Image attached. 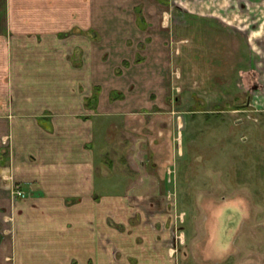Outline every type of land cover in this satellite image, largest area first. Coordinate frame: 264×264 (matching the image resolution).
<instances>
[{"label":"crops","instance_id":"crops-1","mask_svg":"<svg viewBox=\"0 0 264 264\" xmlns=\"http://www.w3.org/2000/svg\"><path fill=\"white\" fill-rule=\"evenodd\" d=\"M181 1L189 11L185 28L180 0H0V264H69L72 257L101 264L102 256L111 264L116 247L119 264L173 263L154 230L119 231L108 219L131 192L142 200L148 188L168 186L166 171L155 180L143 168L148 133L159 134L171 120L155 111L173 105L179 78L172 76L179 49L170 41L187 42L195 62L220 58L230 37L227 14L254 0ZM143 108L153 113H138ZM157 139L149 147L166 157L168 140ZM107 147L114 152L106 167ZM134 157L144 174L123 184V194L106 188L111 165ZM14 183L31 197L13 201ZM221 230L233 232L205 222L195 254L206 264L230 262L232 244L228 235L218 242ZM243 258L236 264H258Z\"/></svg>","mask_w":264,"mask_h":264},{"label":"rangeland","instance_id":"rangeland-1","mask_svg":"<svg viewBox=\"0 0 264 264\" xmlns=\"http://www.w3.org/2000/svg\"><path fill=\"white\" fill-rule=\"evenodd\" d=\"M180 2L179 25L185 28L189 11H182L188 6L186 1ZM251 3L242 10H228L226 22L221 19L227 24L230 37L220 58H201L195 62L187 42L170 41V48L179 49L180 67L175 68L176 62L172 73L179 78L170 92L173 105L155 111L160 115L168 112L171 120L159 134L158 129L148 133L149 142H144L147 163L143 168L155 180L166 171L168 186L148 188L146 193L150 196L142 200L132 196L135 191L131 192L128 201L115 202L116 212L108 219L119 231L133 226L154 230L173 259L172 264H194L191 262L195 257L201 259L195 249L201 247L207 221L209 228L216 225L233 229L230 235L224 236L222 230L217 235L219 243H225L228 235L226 240L232 244L230 262L225 264H236L235 260L243 258L242 255L245 263L255 258L258 264H264V0ZM228 5L233 6L234 0H228ZM152 110L143 108L138 113L151 114ZM186 115L188 121L182 124L180 119ZM114 135L112 132L110 136L115 141ZM161 136L168 140V146L163 149L166 157L149 147V143H157ZM107 149L111 153L103 155L101 161L106 167L114 152ZM134 158L131 164L126 160L111 165L112 184L106 188L123 194L121 191L131 177L137 178L140 172L144 174L139 158ZM161 158L166 161H160ZM16 188L23 190L25 196L15 197ZM137 188V185L130 186L132 190ZM9 191L13 201L31 197V191L18 183L10 185ZM236 237L240 238L239 243ZM212 250L213 256L219 252L217 248ZM110 255L111 264H119L123 253L116 247ZM102 258L101 264H109ZM69 264H80V260L72 257Z\"/></svg>","mask_w":264,"mask_h":264},{"label":"built area","instance_id":"built-area-1","mask_svg":"<svg viewBox=\"0 0 264 264\" xmlns=\"http://www.w3.org/2000/svg\"><path fill=\"white\" fill-rule=\"evenodd\" d=\"M15 197H24L25 196V192L23 190H21L20 188H16L14 191Z\"/></svg>","mask_w":264,"mask_h":264},{"label":"bare ground","instance_id":"bare-ground-1","mask_svg":"<svg viewBox=\"0 0 264 264\" xmlns=\"http://www.w3.org/2000/svg\"><path fill=\"white\" fill-rule=\"evenodd\" d=\"M178 117V116H177Z\"/></svg>","mask_w":264,"mask_h":264}]
</instances>
